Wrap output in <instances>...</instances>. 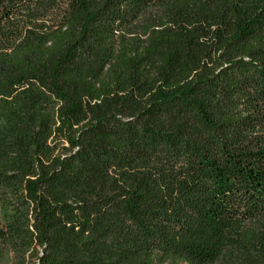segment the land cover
I'll use <instances>...</instances> for the list:
<instances>
[{
    "label": "trees",
    "instance_id": "obj_1",
    "mask_svg": "<svg viewBox=\"0 0 264 264\" xmlns=\"http://www.w3.org/2000/svg\"><path fill=\"white\" fill-rule=\"evenodd\" d=\"M0 200L33 264H264V0H0Z\"/></svg>",
    "mask_w": 264,
    "mask_h": 264
},
{
    "label": "rangeland",
    "instance_id": "obj_2",
    "mask_svg": "<svg viewBox=\"0 0 264 264\" xmlns=\"http://www.w3.org/2000/svg\"><path fill=\"white\" fill-rule=\"evenodd\" d=\"M12 212V206L0 200V264H33L36 257L28 249L27 240L19 231L12 237H5L7 226L13 224ZM36 252L39 253L40 249H36Z\"/></svg>",
    "mask_w": 264,
    "mask_h": 264
}]
</instances>
